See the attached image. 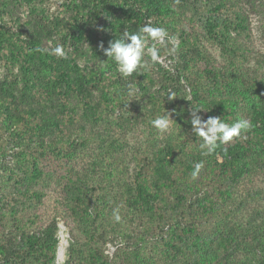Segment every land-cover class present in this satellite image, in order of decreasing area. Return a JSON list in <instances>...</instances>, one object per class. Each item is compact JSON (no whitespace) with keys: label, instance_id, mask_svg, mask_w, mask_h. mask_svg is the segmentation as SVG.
<instances>
[{"label":"rangeland","instance_id":"374dc122","mask_svg":"<svg viewBox=\"0 0 264 264\" xmlns=\"http://www.w3.org/2000/svg\"><path fill=\"white\" fill-rule=\"evenodd\" d=\"M240 10L243 22L237 27V32L229 37L227 31L230 27H213L225 36L226 41L221 40L219 43L213 38L204 40V49L210 53L211 64L223 67V71L227 69L229 55L236 51V61L242 74L262 78L264 0L241 3L232 19L238 17ZM180 12L185 17L190 15L188 11ZM149 21L153 26L171 29L175 25L171 24L160 8L157 14L143 15L127 0H0V87L3 83H9L28 90L26 82L31 81L34 69L42 67V64L26 62L13 48L31 42L43 45L49 57L41 55L39 58L47 63L51 57H57L51 54V49L61 46L65 52L61 58L71 76L91 78L94 71V80H97L89 87L88 96L79 97L71 92L67 83H63L60 92L65 95L64 104L56 106V95H50L41 108L47 113L45 127L41 130L45 134L46 147L50 149L49 166L56 171L54 175L66 178L71 173L74 178H83L80 185L85 191L73 195L82 196L83 206L88 213L87 224L84 226L80 221L76 223V216L66 213L63 199L67 197L64 193L51 192L55 188L54 175L43 177L46 194L31 197V205L28 201L18 204L12 198L6 204L0 202L2 222L9 226L19 221L27 231L44 224L45 218L49 220L63 216V220L57 223L56 244H59V230L64 233V242L61 253L56 255L52 264H66L69 236L86 252L96 248L108 261L115 260L117 264H179L178 261H171V252L177 251L170 245L179 242L185 235H188V239H184L182 244L191 243L197 234L213 238L216 222L222 216L219 207L229 208L223 216L224 220L226 214L230 216L233 228L230 236L235 243L242 240L252 242L256 237V226L264 217V172L248 175L238 183L226 175L221 176L219 167L214 164L219 162L218 159L203 155L199 148L201 139L191 131L192 106L182 114L173 115L170 111L169 102L172 99L167 97L169 92L182 93L185 100L193 99L190 90L186 89V82L180 78L177 83V70L183 64L180 59L178 62L179 50L175 49L165 58L167 67L150 63L147 68L125 77L131 83L124 89L125 94L117 91L115 85L122 80V75H119L113 60L100 55L94 48L101 42L108 46L109 41L119 38L124 31L136 32ZM209 30H199V38H204V31ZM172 39L175 44L179 41L176 37ZM149 43L151 45L153 42ZM156 46L162 55L165 46L172 48L167 40L165 46ZM186 52L187 49H184L183 53ZM32 56L36 55L32 53ZM145 59L148 60V57ZM197 67L191 65L186 68V72H189L187 80L194 81L192 75L198 71ZM197 75L204 85H209L210 90L214 85L212 79L200 72ZM83 99L87 100L85 104ZM164 113L170 114L173 120L168 131L161 134L152 127L150 121ZM52 116L56 117L53 121L49 120ZM166 150L168 153H165ZM154 154L171 155L169 161L157 163L160 169L172 172L167 178L155 170L156 161L153 167L145 165L141 168L146 156L151 161L156 159ZM58 158H61L60 165L55 167L52 163L58 162ZM200 160L205 162V167L199 177L193 180L190 175L193 164ZM188 163H191L190 167H186ZM138 171L143 172L150 181L157 180L170 196L171 180L179 181L185 176L181 189L187 188L192 198L203 205L212 201L211 209L206 206V210H212L213 216L206 220L203 206H194L195 212H198L195 228L187 233L161 235L157 213L144 208L132 209L129 203L133 200L132 193H127L121 185L126 181L131 187ZM42 172H46V168ZM31 185L38 190L36 185ZM7 191L10 192V189ZM219 191L224 193V199L218 197ZM98 204L102 206L98 207ZM8 205L13 207L7 208ZM116 208H119L122 217L119 223L113 219V209ZM235 243L229 244L233 259L244 264L253 260L250 252Z\"/></svg>","mask_w":264,"mask_h":264},{"label":"trees","instance_id":"16d2710c","mask_svg":"<svg viewBox=\"0 0 264 264\" xmlns=\"http://www.w3.org/2000/svg\"><path fill=\"white\" fill-rule=\"evenodd\" d=\"M127 1L134 4L143 15L157 14L160 8L169 17L171 24H175L173 29L167 28L171 38L179 39L176 43V49L179 50L178 62L180 59L183 64L179 69L180 74L177 70V83L182 78L194 100H185L182 93H175L176 97L169 102L173 115L185 113L189 106L195 105L204 108L198 112L204 119L208 116H220L221 120L228 123L238 119L251 122L252 126L248 131H242L240 136L234 137L227 145H221L213 155H210L218 159L219 162L214 164L219 167L221 176L226 175L231 181L238 183L248 175L264 172V77L244 76L238 68L236 51H232L229 55L227 69L223 71V67L211 64L210 53L204 49L206 47L203 45L204 40L210 41L211 38L219 43L221 40L226 41L225 36L213 28L215 26L230 27L227 31L229 37L230 34L237 32V27L243 22L241 10L236 19L232 17L240 8L241 3H250L252 0ZM180 11H188L189 17L180 14ZM208 29L210 30L204 31L205 39L199 38L198 31ZM15 49L21 59L35 65L41 63L42 67L37 66L33 71L31 81L26 82L29 85L28 90L17 88L9 83H3L0 87V202L3 201L6 204L10 201L9 198H12L11 200L18 201V204L28 201L31 205L33 204L31 197H41V193L46 194V183L43 184V177H51L50 175L53 176L56 173L49 166L50 149L46 147L45 134L41 130L45 127L47 117L45 110L41 109L44 106L42 103L49 99L50 95H56L57 104L55 105H63L65 95L60 92L63 83H67L75 96H88L89 87L97 80H94V71L91 78L71 76L61 57H51L49 63L44 62L39 57L49 56L44 52L40 42L20 44L13 48ZM184 49H187L186 55L183 53ZM94 50L104 55L98 46ZM32 53L36 56L33 57ZM191 65L198 66V71L192 75L194 81L187 80L189 72H186V68ZM199 72L212 79L214 85L210 90L209 85H204L199 80L197 75ZM121 77L122 80L117 82L115 87L118 92L125 94L124 89L128 88L131 83L130 79L126 80L125 77ZM82 101L83 104L87 102L85 99ZM55 118L52 116L49 120L53 121ZM165 153H168V150ZM154 157L156 159L151 161V158L146 156L141 168L145 165L153 167L156 161L155 170L162 177L171 175L172 172H166L165 168L160 169L157 165L159 162L169 161L172 158L171 155L154 154ZM60 161L61 158H58V162L52 163L53 166H59ZM190 166L191 163L186 165V167ZM45 168L46 172H42ZM54 176L55 188L51 192L64 193L67 197L63 199L66 213L75 215L76 223L80 221V224L85 226L88 222V213L86 207L83 206L84 201L79 194L73 195L75 192L85 191V188L83 189L80 185L83 178L78 176L74 178L71 173L66 178L59 174ZM112 177L115 178L114 175ZM171 182V196L164 192L157 180L146 179L141 171L136 173L131 187H128L126 181L121 185L127 193H132L133 200L129 202L132 209L144 208L157 213L158 229L161 235L171 232L187 233L195 228V217L198 212H195L194 206L196 208L200 204L203 206L206 220L213 216L212 210L210 212L206 210V206L211 209L212 201L203 205L199 200L192 198L187 188L186 190L181 189L185 176L179 181L173 179ZM31 184L36 185L38 190L34 189ZM7 189H10V192ZM219 193L218 197L224 199V193L222 191ZM99 206L102 204H98ZM12 207L8 205L7 208ZM218 210L222 211V216L220 221L216 222L214 237H202L197 234L191 243L182 244L184 239H188V235H185L179 242L175 241L170 245L177 251V253L171 252V261H178L179 264H192L191 262L193 264H244L230 256L231 245L229 244L234 245L235 243V240L232 241L233 237L230 236L233 228L229 221V214H226V220L223 216L224 211H228L229 208L221 206ZM57 218L53 217L49 220L45 218L43 220L45 223L32 231H27L23 223L19 221L8 226L0 218V264H52L56 255L61 253L64 242V233L59 230V244L58 246L56 244L57 223L58 220H63V216L59 215ZM162 240H164L163 237ZM235 244L242 245L245 251L250 252L253 260L247 264H264V217L256 226V237L252 242L242 240ZM95 249L92 248L91 251L86 252L74 242L72 236H69L67 251L65 248V263L117 264L115 260L108 261Z\"/></svg>","mask_w":264,"mask_h":264},{"label":"clouds","instance_id":"9594fccd","mask_svg":"<svg viewBox=\"0 0 264 264\" xmlns=\"http://www.w3.org/2000/svg\"><path fill=\"white\" fill-rule=\"evenodd\" d=\"M166 40L172 44V48L169 49L165 46ZM150 41L153 42L151 45ZM157 44L165 46L163 55L160 48L156 46ZM98 47L107 58L115 62L117 71L123 77H129L138 70L147 68L150 63L167 67L165 58L175 51L177 45L169 37L165 27L153 26L149 21L136 32L124 31L119 38L109 41L107 47H104L102 42ZM51 54L58 57L65 56L63 48L59 45L51 49ZM146 56L148 60L145 59ZM167 97L171 100L176 95L169 92ZM201 109L203 108L192 106L190 124L192 133L201 139L199 148L205 156L213 155L218 147L227 145L234 137L240 136L242 131L246 132L252 126L251 122L246 119H238L232 123L221 120L220 116H208L204 119L198 114ZM172 120L170 114L164 113L152 119L150 123L159 133L163 134L170 128ZM204 167L203 160L193 164V170L190 173L193 180L199 177ZM113 219L117 223L121 221L119 208L113 209ZM113 251H115L114 248ZM105 254L110 255V253Z\"/></svg>","mask_w":264,"mask_h":264}]
</instances>
